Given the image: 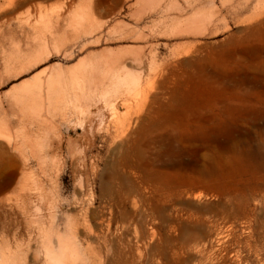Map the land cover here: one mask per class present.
<instances>
[{
	"label": "rangeland",
	"instance_id": "obj_1",
	"mask_svg": "<svg viewBox=\"0 0 264 264\" xmlns=\"http://www.w3.org/2000/svg\"><path fill=\"white\" fill-rule=\"evenodd\" d=\"M85 1L22 0L0 12V199L12 196L22 171L39 177L42 167L51 180L58 175L44 187L48 198L56 192L62 200L53 233L61 234L66 218L82 205L100 212L92 224L101 217L106 223L109 200L103 193L113 189V221L124 211L142 220L137 224L145 236L146 264H264V13L252 12L255 0L248 8L242 0H91L94 27L74 29L69 16ZM43 9L60 12V21L39 52L24 20ZM199 21L200 31L189 27ZM102 55L120 58L138 83H149L158 98L148 104L150 116L142 118L123 152L109 148L99 131L82 155L66 142L81 133L67 106L68 121L59 123L57 116L59 130L48 135L55 140L62 133V149L52 161L14 95L50 74L67 78ZM120 94L125 92L109 101ZM33 143L43 157L52 154L43 164L33 159L40 155ZM78 185L84 191L79 199ZM116 226L108 251L115 256L132 232ZM129 239L126 248L134 246ZM100 248L104 257L107 249Z\"/></svg>",
	"mask_w": 264,
	"mask_h": 264
},
{
	"label": "bare ground",
	"instance_id": "obj_2",
	"mask_svg": "<svg viewBox=\"0 0 264 264\" xmlns=\"http://www.w3.org/2000/svg\"><path fill=\"white\" fill-rule=\"evenodd\" d=\"M242 1H245V7L248 8L250 0ZM85 2V5L78 6L75 13L69 16L68 25L74 29L79 30L83 27L92 29L94 27L92 23L96 7L92 5L91 0H86ZM228 2L231 1L228 0ZM238 2L237 4H239ZM21 4L22 0H0V12H4V9L13 10ZM251 8L252 12L257 14V16L263 15L264 0H255ZM43 10H39L36 15L29 16L24 20V23L33 30L31 39L38 43L39 52L46 48L48 39L54 33V27L60 21V12L53 15L51 12ZM13 19L18 22L17 18H10V20ZM207 20L205 22H208ZM199 22L201 23L200 25L195 23L189 25V27L200 31L204 27V22ZM180 32L187 31L184 28ZM136 60L139 61V58L134 59V61ZM123 63L118 57L102 55L94 61L79 64L67 73V78H63L61 74L58 75L57 73L54 75L50 74L41 82L37 80L24 86L14 95L15 102L22 105L24 112L30 115L26 117H31L37 129L41 132L39 136H34L39 137L38 139L40 140L38 141H40L41 147H46L47 151H51L53 154L50 153L52 155L51 160L52 158L55 160L57 153L62 149V133L60 138L52 136L55 140H51L48 135L52 131L59 130L57 125L54 126V120L57 116L60 117L59 123L68 121L66 119H69V117L66 118L65 115L67 106L72 107L71 118H74L75 123L80 127L79 130H81V133L76 135L74 139L70 137L66 140V142L74 146L73 151L75 150L78 151L76 153L82 154L85 149L92 148L94 146L95 133L97 134L99 131L104 133L103 140L109 148L114 146L118 153L123 152L127 148V145H129L127 142L139 131L142 118L150 116L151 107L148 104H153L158 98L156 97L157 94L150 92L149 83L145 81L142 84L138 83L139 80H137L136 74H131V70H127ZM120 92H125V94H120L121 97H117L118 99L116 98L117 100L111 101V103L109 101L112 99L111 97L119 95H116V93ZM101 101H103V106L100 105ZM107 104L109 108L106 110L104 106H107ZM91 108H94L97 114L94 112L95 115H93ZM61 109L63 113L60 114L59 111ZM95 118L98 120L94 121ZM2 130L4 129L2 128ZM2 134L3 132L0 128V136ZM57 134L54 133L55 136ZM79 140L85 141L83 143L85 144L84 147ZM35 148L37 147L35 146ZM39 149L38 153L40 154ZM132 150L135 152L137 149L135 147ZM138 150L140 151V149ZM35 152L37 151L35 150L32 153ZM42 152L33 158L37 160L38 164L44 161L49 154L46 155L45 153L43 157ZM67 152L69 151L67 150ZM73 154L75 156L72 157L75 159V152ZM22 158L24 157L22 156ZM77 158L75 160L71 159L74 162V167L79 162V158ZM54 166L56 167L57 165ZM43 170L44 168L41 167L38 173L39 177H34L31 171H22L17 180L14 181L16 183L15 187L11 186L12 190L10 192H12V196L0 199V264H146L145 236L140 232L141 225L137 224L141 218L138 215L137 219L130 218L128 212L124 211L120 215L119 220L113 221V206L111 205V202L115 200L113 189L106 190L103 193L110 203H107L106 207L109 215L106 223L104 218L101 217L98 220V224H92L93 219L101 216H97L100 212L98 211L97 213L94 210L89 212L82 205L72 217L66 218L61 234L59 232L53 233L52 227L55 224L57 210L61 211L62 209V200L58 198L59 195L56 192L53 198L47 197L44 187L45 185L55 184L58 175H55L54 180H51ZM77 189L78 195H75L79 199V197L83 196L84 191L81 185H78ZM77 197L73 200L74 203L79 204L77 201L80 200ZM90 197L92 198V195ZM49 199H51V203H49ZM139 214L141 215V212ZM113 222L118 227L122 226V229L124 228L126 231L130 227L132 228V232L128 235L129 237L126 234L122 238L125 242L120 244L117 256L114 254L110 255V252H108L113 250L110 236L114 225ZM129 238L133 239L134 246L126 248V242L131 243ZM100 245L104 247L105 251L107 249L104 257ZM16 253H20L21 256L19 257Z\"/></svg>",
	"mask_w": 264,
	"mask_h": 264
}]
</instances>
